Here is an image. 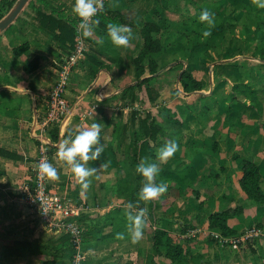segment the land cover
Returning <instances> with one entry per match:
<instances>
[{"label": "crops", "instance_id": "obj_1", "mask_svg": "<svg viewBox=\"0 0 264 264\" xmlns=\"http://www.w3.org/2000/svg\"><path fill=\"white\" fill-rule=\"evenodd\" d=\"M40 1L58 9L63 20L59 22L48 15V8L42 10ZM177 1H181L183 7H179ZM73 3L74 0H36L34 8H29L27 2L15 20L0 32V264L69 262L70 249L64 246L63 234L42 226L37 213L26 201L23 187L32 177L39 123L46 111L47 95L55 81L56 70L73 41L70 23L76 19ZM187 6L185 0H108L102 16L106 24L99 18V24L88 37V49L69 79L66 99L70 110L66 120L54 127L58 129L59 139L51 150V163L57 168L59 179L49 178L48 186L55 193L84 203L79 224L84 230L85 264H171L164 247H160L157 254L154 252L152 236L156 229L166 231L181 245L189 264H264V205L249 202L239 187L242 161L249 156L259 167L264 193V160L258 157L260 152L264 153V127L255 130L254 112L250 123L243 121L244 128L238 127V136L249 137L245 150L232 138L236 133L234 127L231 131L226 127L223 142L214 141L217 128L211 126L205 128L211 142L199 137L201 131L194 132L195 138L202 140L198 141L188 138L184 130L178 133L169 128L171 139L185 136L186 145L175 156V160H185L181 167L175 171L168 166V170L160 172L158 177L162 178H156L169 180L172 185H168L166 193L151 201L141 202L139 196L131 201L130 194L123 192L124 173L120 172V163L125 156H133L138 163L144 159L154 160L155 144L160 141L159 145H162L168 137L159 136L155 144L150 140L140 141L133 149L134 152L138 150L134 156L133 150H127L126 146L129 141L135 142L140 130H132V140L125 141L129 112L118 114L114 108L122 106L123 101H132L137 96V88L146 94V89L152 86L157 89L158 98L151 103L160 104L165 90L173 86L176 65H173L174 52H169L168 45L173 44L178 32L171 29L168 22L197 14L196 10L189 13ZM38 10L42 11L41 16L37 15ZM163 19L166 24L160 25ZM112 20L131 27L133 37L128 46H115L108 38L107 24ZM55 22L61 23V28L65 23L66 29L55 27ZM148 26H151L153 41L165 40L166 47L149 48L150 42H145L142 34ZM204 52V49L199 51L196 59L185 65L191 74L202 69ZM35 59L38 62L35 69L25 71L24 67ZM150 60L157 64L154 76L151 75ZM150 76L153 77L144 81ZM192 76L195 78L194 73ZM160 81L165 86L157 85ZM133 86L135 89L130 90ZM207 93H210L209 88ZM186 99L190 102L189 107H194L198 95ZM90 107H94L95 113L93 110L91 116L81 119V112ZM158 119L160 117H156ZM95 120L102 123L100 139L104 152L96 161H89L98 172L90 178L89 188L84 190L70 166L57 153L63 140L74 137ZM149 141L151 144L147 143ZM211 143L217 147L211 154L201 150L203 147L208 149ZM229 153L238 158L230 159ZM111 175H115L112 180ZM190 181L196 182L202 191V201H198L202 207L195 203L188 185ZM172 186L178 187L177 196L171 198L172 205L167 206L169 187ZM137 192L139 194V189ZM129 201L145 210L146 225L138 240H133L129 233L130 222L126 216ZM238 204L243 206L242 214L227 221L228 227L236 232L235 236L224 237L219 229L208 227L211 213ZM252 228L259 231L258 236H246ZM118 232L125 233L123 239L117 237ZM233 239L237 241L233 242Z\"/></svg>", "mask_w": 264, "mask_h": 264}, {"label": "trees", "instance_id": "obj_2", "mask_svg": "<svg viewBox=\"0 0 264 264\" xmlns=\"http://www.w3.org/2000/svg\"><path fill=\"white\" fill-rule=\"evenodd\" d=\"M17 0H11L9 4L7 5L6 12L2 13L0 8V20L9 12V10L13 7V5L16 3ZM187 2H192L193 0H186ZM234 1V0H231ZM239 1V0H237ZM260 0H247L246 5L249 7L250 11H255L258 8V2ZM42 5V10H44V7H47L48 10L46 11L48 15L54 16L55 19H58L59 22L63 20V17L60 16V11L58 9H55L53 7H50L45 1H40ZM103 10L98 13V16L102 22H105V18H103V13L106 11L105 6L106 2L103 4ZM207 8L211 12H213L214 15V23L211 25H207L204 22H201L199 20L200 12L202 9ZM224 8V9H222ZM197 14L188 17L187 19L181 18L178 21L174 22H168L171 29H176L178 34L176 38L172 41L173 44L168 45L165 43V40L163 42L153 41L151 38V26L144 27L143 29V37L145 39V42L149 43V48L152 50L157 49L159 50L160 46L163 48L168 45L169 52H174V61L173 65L176 64L180 65V71L177 73V81L181 85V88H178L175 90V93L180 94L182 93L185 96L190 95H198V103H199V110L189 107V112L191 115H193L196 120L201 123L205 124L206 121L210 120L211 115V109L219 102V92L216 90L219 83L223 82L225 83L224 87L227 90V94L231 100V102H236V95L241 94L247 98V102H243V111L254 109L257 115L260 117V105L258 102L255 104H249V101H251L252 98H258L259 93L261 92L259 88L256 86V78L257 76L252 77H246L242 76L240 79L237 80L236 86L233 84L232 79L227 77L226 75H221L219 77H216L214 79V84L212 85L210 89V93H203L202 92V83L198 80H196L192 74L187 70L185 65H189L192 63L197 55L198 52L202 49L205 50L203 56H211L210 51H217L219 44L224 43L225 38V26L228 23V20L236 19V9L232 10V6L229 4H222V0H199L197 3ZM224 12V14L219 15V13ZM42 11L38 10L37 15L41 16ZM45 18L44 16H42ZM51 18V17H50ZM47 20H49L48 17H46ZM78 18L76 17L75 21H71V31H72V43L69 47V51L67 55L70 53L74 46V35H75V26L77 23ZM110 22H113L110 21ZM55 22V27L60 28L61 30H65L66 26L65 23L63 24V27L61 28V23ZM165 20L160 21V25L164 24ZM166 24V23H165ZM261 23H257L254 29L249 30L248 27H244L248 35L246 38L241 39V50H245L246 53L249 52L250 58H255L259 56V54H264V30ZM71 32L70 30H68ZM205 32L208 34L205 35ZM88 39V38H87ZM256 39L258 41H256ZM167 41V39H166ZM169 41V40H168ZM254 41V44H251ZM156 42V44H155ZM160 43H162L160 45ZM155 45V46H154ZM228 50V49H227ZM152 56V54H151ZM230 59H240L243 58L244 61L248 59V56L244 55L243 51H234L233 54L230 56ZM260 57V56H259ZM228 61V63L232 60ZM260 59V58H259ZM262 60V59H260ZM37 60L35 59L32 63L24 67V70L29 72L35 69ZM150 71L151 74H155V68L156 63L154 60H150ZM152 76L145 78L144 81H148ZM136 86V85H135ZM135 86L131 87L130 90H133ZM148 93V99L150 102H155V100L158 98V91L153 86L148 87L146 89ZM229 109V106L226 107ZM134 115L137 114V111H133ZM254 112V113H255ZM163 119V118H162ZM166 120L167 118L164 117ZM201 122H200V121ZM176 123H174L175 125ZM256 127V125H255ZM169 126L162 125V123L156 121L155 117L152 115L151 112H146L145 116L141 119L140 124V131L138 132L135 140V146H138L139 142L143 141H152L154 144L158 142V138L160 137H168L167 141L171 139L172 133L169 131ZM48 136L50 137L52 142H58L59 135H58V129L52 128L48 132ZM176 140V139H175ZM177 141V140H176ZM160 142V141H159ZM159 142L157 145L155 144V149L157 150L161 145H159ZM212 149H216V145L212 147ZM138 150H135L134 156H137ZM237 158V156H235ZM161 172V170H160ZM160 175V173H159ZM143 179L142 175L138 173L137 177H134L133 181L127 184L126 187H130V199L133 201L134 199H137V196H139L137 190L140 189L141 185H143ZM165 181V180H163ZM122 182V181H121ZM160 182V181H155ZM261 173L259 170V167L255 165L250 159H243L242 161V176L239 179V187L240 189L245 193L247 196V199L249 202H251L254 205H264V193L261 190ZM194 181H190L188 185L190 187ZM192 193L194 194L195 203L197 206L202 207V203L198 202V190L194 189L192 187ZM143 202L142 200H140ZM243 212V206L238 204L234 205L233 207H230L225 210H221L215 213H211L208 217V227L210 229H219L221 231V234L224 237L229 236H235L236 232L230 229L227 225L228 219L238 216L242 214ZM79 223V219H78ZM64 239V246H68L71 250L70 244H69V237L65 234L62 235ZM153 249L154 252L157 254L159 252L160 247H164L166 250L165 256L167 259L170 260L171 264H189V261L184 256L183 249L179 243L173 240V238L164 230L156 229L153 232ZM83 249H84V232H83ZM70 258V256H69Z\"/></svg>", "mask_w": 264, "mask_h": 264}, {"label": "rangeland", "instance_id": "obj_3", "mask_svg": "<svg viewBox=\"0 0 264 264\" xmlns=\"http://www.w3.org/2000/svg\"><path fill=\"white\" fill-rule=\"evenodd\" d=\"M10 1L11 0H0V8L2 9L1 10L2 13L6 12L8 8L7 5L9 4ZM246 1L247 0H239V1L222 0V4L224 5L229 4L232 6V10L236 9V12H235L236 19L228 20V23L225 26L226 33H225V38L223 41L224 43L219 44L217 51L211 52L212 50H209L211 56L202 57V60H203L202 69H199V70L196 69L193 73L196 79H199V80L201 79L200 81L202 83L203 93L205 92L207 93L208 88L211 89L212 85L214 84V79L221 75H226L227 77L231 78L235 86L237 84L236 83L237 80L240 79V77L242 76H246L249 78L250 77L254 78L253 76H257L258 78H256V86L259 88L261 92L259 93L260 94L259 97L252 98L251 101H249V104H255L256 102H258V104L260 105V110H261L260 117L257 115L254 109L243 111V102L248 101L245 96L241 94H237L236 102H231L227 94V90L224 87L225 83L222 82L218 85L216 89L219 92L218 93L219 102L217 104L215 103V105L211 109V115H210L211 119L206 121L205 124H201L202 122L200 120L199 121L201 123H199L196 120V118L193 115H191L189 112L190 102L189 100L186 99L187 96L178 95L177 93H175L176 89L181 88V85L177 81V75H178L177 73L180 71V67L175 66V71L173 72V86H170L168 87L169 88L168 90H165L160 104L155 105L151 103L148 99V96H149L148 93L145 94L141 92L142 89L137 88L136 90L137 96L132 101L131 100L123 101L121 103L122 106H115L114 110L115 112H119L118 114H125L129 112L127 113V120H126V125L129 127V131L126 133L124 137L125 141L128 140V138L132 140V137H131L132 130L134 129L140 130L139 129L140 124H141L140 118L145 116L146 112H151L152 115L155 117V119L156 117H160V119L156 121L162 123V125L169 126L170 128L173 129L174 132L179 133V130L186 131V135L190 139L195 138L197 134L194 132L196 130L201 131V134L199 135V137L201 139H204L203 141H207V142H211L212 138L209 137L208 135L209 133L208 131L205 130V128H208L209 126H211L210 128H213V127L217 128L215 129V134L213 136V139L214 141L223 142L225 140L224 136L226 135V131H225L226 127L230 128L229 131H231V128L234 127V131H236V133L234 134V137L232 138L234 142L241 143V146L243 147L242 149L246 147L247 142L249 141V137L245 135H243V137H240L237 135L239 133V128H240L239 125H242L241 127L244 128V125H246L245 123L251 122V120L249 119L251 118V114L253 115V112H255V116L257 118V119L255 118L254 120V125H256L255 130H257V128L259 127H264V54H259L260 57L257 56L255 58H250L249 52L246 53L244 49L243 50L240 49L241 47L240 40L243 38L245 39L246 36L248 35L246 32L243 31L245 30L244 27H248L249 30H252L255 28L257 23L260 22L261 23L260 25L262 26L264 30V7L258 6V8L255 11H250L249 7L245 4ZM198 2L199 0H193L192 2H187L185 0V4L188 5L187 8H188L189 13L190 11L193 13V10H196V6ZM28 3L29 4L27 5H29L28 6L29 8L30 7L34 8V4H36V0H29ZM177 3L179 7H183V4L181 1H177ZM259 3L260 1L258 2V5ZM188 11H186V13H188ZM221 14L223 15L224 12L222 11L221 13H219V15ZM88 37L89 35L87 36V38ZM87 38L85 40V45L87 46V49H88V44H87L88 39ZM256 41L258 40L256 39ZM251 44H254V41ZM238 50L243 51L244 55L248 56V59H246V61H244L243 58L236 59V60L230 59L231 58L230 56L233 54V52L238 51ZM259 58L262 60H260ZM229 59L232 61L228 63ZM162 80L167 81L168 78H164V79L162 78ZM163 81L158 82L157 85L165 86V83ZM161 86L159 87L162 88ZM139 94H140V98H138ZM227 105L229 106V109L226 108ZM193 108L199 110V103L196 102ZM133 111H137V114L135 116H133V113H134ZM94 113H95V109H94ZM164 117H166L167 119L165 120ZM243 121L245 123H243ZM174 123L176 124L174 125ZM56 124L57 123H55V125ZM229 136H231V134ZM195 139L198 141H202L199 138H195ZM177 140L178 141L180 140V143L178 142L179 144L178 151L166 163L160 164L161 172L164 170H168V166L170 170L175 169V171H177V169L181 167L182 162L185 161V160L181 161L180 159L175 160V156L179 152H181L182 146L183 148L186 147V145L184 144L185 136L184 138L182 139L180 138ZM147 143L151 144L150 141ZM120 144H122V142ZM212 145L213 144L211 143L208 149L207 148L205 149L203 147L201 148V150H208L209 151L208 153L211 154L213 151H215L212 149L213 147ZM126 148L127 150H133L135 148V145L134 143L129 141V144L126 146ZM118 150H119V147L117 146V151ZM132 152L134 154V150ZM263 155L264 153L260 152L258 157L263 158L264 160ZM155 156H156V153L154 154V159H155ZM235 156L237 155H230L229 153L230 159H237L238 156L237 158H235ZM248 157L247 159H249ZM137 164L139 163L133 160V156L129 157L128 155L125 156L124 161H121L120 163V172L124 173V178L122 179L121 184L123 187V192L125 190L127 195L130 193V187H126L127 184L129 185V183L133 181L134 177H137L138 175V172L136 171ZM114 176L111 175V180L113 179ZM157 178L161 179L162 177H157ZM172 178L171 180H173ZM157 181H161V180H157ZM146 182H147L146 178H144L143 184ZM166 182L168 183V185L169 184L172 185L171 181L168 180ZM142 186L143 185H141L140 189L142 188ZM192 187L194 189H198L196 182L192 184L191 188ZM176 188L178 187H175V186L169 187L170 190L168 194L170 195L168 196L167 206L172 205L171 198H176L177 196L176 191L178 190ZM140 189H139V192H140ZM200 194H202V191L198 189V201H202V196Z\"/></svg>", "mask_w": 264, "mask_h": 264}, {"label": "clouds", "instance_id": "obj_4", "mask_svg": "<svg viewBox=\"0 0 264 264\" xmlns=\"http://www.w3.org/2000/svg\"><path fill=\"white\" fill-rule=\"evenodd\" d=\"M258 6L264 7V0H260ZM103 7V0H74L72 12L79 18L77 29L82 36H88L94 32L95 26L100 22L98 13L103 10ZM214 15L209 9L204 8L200 12L199 20L207 25H211L214 23ZM207 34L205 32V35ZM107 36L115 46L126 47L130 44L133 33L129 25L109 22L107 24ZM101 43H103V39ZM59 124L52 125L47 131V136L48 132ZM101 128L102 123L95 120L90 126L77 132L74 137L63 140L58 148V157L70 166L72 173L84 190L89 188L91 183L90 178L98 172L96 167L89 165V161H96L104 152V144L100 139ZM48 138L51 142V157V150L57 142H52L49 136ZM178 148V142L174 138L170 139L157 149L154 160L149 161L144 159L137 164L136 171L146 178L147 181L140 189L139 200L151 201L166 193L168 183L163 180L158 183L155 181L160 173V164L166 163L173 157ZM37 167L38 174L50 179H59L57 168L47 158L42 159ZM126 208V216L130 222L128 225L130 236L133 240H138L143 236V229L146 225L145 210L137 208L136 204L131 201L127 203ZM116 235L118 238L123 239L125 233L118 232Z\"/></svg>", "mask_w": 264, "mask_h": 264}, {"label": "built area", "instance_id": "obj_5", "mask_svg": "<svg viewBox=\"0 0 264 264\" xmlns=\"http://www.w3.org/2000/svg\"><path fill=\"white\" fill-rule=\"evenodd\" d=\"M108 0H103V4ZM78 18V17H77ZM75 26L74 46L70 53L60 62L56 70V78L47 95L46 111L39 123L37 154L32 170V177L23 187L26 194V201L37 213L42 226L51 232H58L69 237L71 247L68 264H85L86 255L83 249V228L78 219L85 210L84 203L72 198H66L59 193L49 189L47 177L38 174L37 165L47 158L51 162V142L47 136L48 129L55 123L65 121L70 109L66 99V88L69 79L85 55L87 36H82ZM94 107L81 112V119L92 115ZM258 236L256 228L249 229L246 236ZM236 242V239L232 240Z\"/></svg>", "mask_w": 264, "mask_h": 264}, {"label": "water", "instance_id": "obj_6", "mask_svg": "<svg viewBox=\"0 0 264 264\" xmlns=\"http://www.w3.org/2000/svg\"><path fill=\"white\" fill-rule=\"evenodd\" d=\"M29 0H17L9 12L0 20V32L5 30L17 17Z\"/></svg>", "mask_w": 264, "mask_h": 264}]
</instances>
